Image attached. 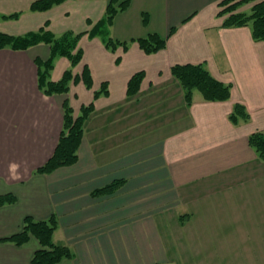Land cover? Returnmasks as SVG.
<instances>
[{"label": "crops", "instance_id": "1", "mask_svg": "<svg viewBox=\"0 0 264 264\" xmlns=\"http://www.w3.org/2000/svg\"><path fill=\"white\" fill-rule=\"evenodd\" d=\"M33 1L0 0V31L21 35L48 21L56 35L89 32L110 2L65 0L40 11L31 10ZM123 1L107 35H82L78 64L54 58L51 80L70 68L80 75L87 64L91 88L80 79L66 93L44 92L37 60L49 58L47 43L0 48V194L16 197L0 205V264H32L38 238L4 239L22 229L27 215L56 217L53 239L73 255L55 264H264V159L249 143L251 133L264 132V40L253 38L251 25L222 26L221 0L116 5ZM13 13L19 14L3 16ZM150 33L166 38V47L146 53L132 41ZM106 36L129 41L128 48L109 49ZM188 62H203L230 83V98L206 100L195 89L188 105L171 70ZM140 70V89L130 95L128 82ZM104 81L108 94L95 97ZM65 100L76 115L95 104L78 160L36 172L56 149ZM236 103L248 120L230 119Z\"/></svg>", "mask_w": 264, "mask_h": 264}, {"label": "trees", "instance_id": "2", "mask_svg": "<svg viewBox=\"0 0 264 264\" xmlns=\"http://www.w3.org/2000/svg\"><path fill=\"white\" fill-rule=\"evenodd\" d=\"M65 0H34L30 6L31 10H48L54 5L60 4ZM118 0H110L106 8V15L103 19L95 23L92 29L81 32L67 30L61 35H56L48 28L49 22L35 31H30L21 35H14L9 32L0 31V48L11 47L13 49H27L30 46L44 42L50 45V56L46 60H37L39 66V86L47 94L66 93L72 80L77 82L82 79L88 88L92 87L93 77L90 67L85 64L80 75H74L72 68L65 70L62 78L57 81L49 78L51 70L54 66V58L57 55L66 56L70 59L71 65L78 64L84 54V50L79 46V40L83 34L89 33L94 36L101 32L107 35L106 24H111L116 13L123 10L126 1L116 5ZM253 2V6L249 13L237 11V8L243 3ZM219 5L222 7L218 11V15L225 16L222 26H244L251 25L252 36L255 40H264V0H221ZM19 13L11 15H3L5 18L16 17ZM187 20V19H186ZM88 23L91 21L88 20ZM176 28L171 29V33ZM138 41L141 48L146 53H154L166 47L167 39L162 38L157 33H150L145 37L133 39ZM106 46L115 51L118 45H123L124 49L128 48L129 41L116 40L110 36H106ZM120 57L117 58V62ZM172 74L180 81L188 105L192 103L193 92L199 90L206 100H226L231 96L232 85L219 80L207 69L203 62L199 63H177L171 68ZM144 70L135 72L128 82V94H135L139 91L141 82L144 78ZM108 94L107 82L104 81L99 90L95 91V97L100 94ZM95 109L92 101L89 104L82 105L79 114L74 113L73 107L68 100L64 102V125L60 134V138L53 155L42 166L36 169V172L50 173L60 166L72 165L78 160V149L81 144L85 132V122ZM250 114L242 103H236L230 119L237 123L239 120H248ZM249 143L253 146L260 157L264 159V132L255 131L249 136ZM114 182L99 191L104 192L111 190L118 185ZM98 191V192H99ZM16 199L12 193L0 194V205L12 203ZM57 227V219L51 216L49 219H35L33 216L27 215L24 218L22 229L4 239L11 240L17 244L27 242L31 236H35L40 241L41 247L37 249L32 256V264H55L66 257L73 255L71 249L62 243H57L53 239L54 231ZM160 264V263H155Z\"/></svg>", "mask_w": 264, "mask_h": 264}, {"label": "rangeland", "instance_id": "3", "mask_svg": "<svg viewBox=\"0 0 264 264\" xmlns=\"http://www.w3.org/2000/svg\"><path fill=\"white\" fill-rule=\"evenodd\" d=\"M3 23V22H0V24Z\"/></svg>", "mask_w": 264, "mask_h": 264}]
</instances>
